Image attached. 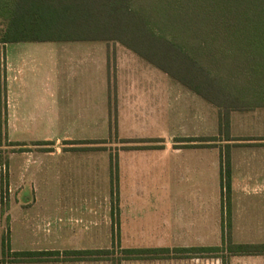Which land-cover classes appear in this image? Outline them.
Wrapping results in <instances>:
<instances>
[{
    "label": "rangeland",
    "instance_id": "rangeland-1",
    "mask_svg": "<svg viewBox=\"0 0 264 264\" xmlns=\"http://www.w3.org/2000/svg\"><path fill=\"white\" fill-rule=\"evenodd\" d=\"M115 42L117 41L106 42L109 124L104 132L99 130V126H95L93 139L90 140H65L56 143L45 141L46 143L36 144L37 146L34 144L42 141H28L24 142L25 145H20L17 143L21 142H13L7 137L4 115L1 116L0 190L2 186L5 187L8 151H20V148L29 150L34 147L52 150L57 146L64 150L89 149L94 153L86 152L83 156L63 158L43 156L40 162L36 159L34 164L27 166L25 177L31 182L26 183L21 192L23 201L29 202L25 211L31 222H47L45 228L49 231L39 228L25 232L24 235H17L16 232L9 236L8 216L5 215L7 196L6 190L2 189L0 264H110L103 259L30 261L13 256L11 252L16 250L99 249L113 246L118 254L119 248L123 247L219 245L221 236L228 234L234 242L247 239L231 234V202L228 216L222 208L221 194L218 196L220 177L219 187L217 181L220 167L222 164L224 166V158H221V155L228 143L225 138L231 135L229 127L228 130L219 127V118L223 122V117L227 114L229 118L231 111L223 108L219 110L209 102L204 103L202 97L197 96L194 97L192 109L196 104L197 108L193 114L196 119L200 117L199 121L194 120L193 116L192 120L187 116L174 118L175 106L180 109L185 107L181 96L185 91L180 94L181 91L175 89L172 94L166 93V97L169 96L167 101H162L158 94L157 115L150 116L144 123L139 119L136 124L129 121L130 123L123 126L125 136L138 137L141 133L144 136L142 138H145L162 130L171 136L179 137L192 135L195 131L200 137L204 135V140H215H205L206 150L202 148L199 153L191 155H170L150 150L122 151L121 157L117 156L119 149L136 145L138 148H165L166 140L160 136L136 143L135 141L142 138L125 140L119 134L115 98L118 73L157 67L129 49L135 55L130 53L120 42L118 43L121 45L115 47ZM65 46L68 48H64ZM6 49L7 53L0 51V89L3 92L6 86L4 59L7 55L8 58L14 59V62H18L17 65H22L19 71L14 72L17 76L8 80L6 78V81L8 86L14 87V91L19 90V93L25 95L21 99V105L26 108L27 113H35L41 119L46 116L48 111L42 107V102H38L39 108L34 98H42L40 92L54 85L74 88V93L63 99L66 107L72 106L74 112L81 108L85 112V104L92 103L93 99L94 111L98 113L103 85L102 73L97 66V58L91 51L82 53L76 50L73 43L66 42L9 43ZM156 70L159 72V78L185 86L170 75L165 76L162 70ZM21 90L24 92H20ZM80 102H83L84 106H81ZM87 105L90 107V104ZM246 110L248 109L232 115L233 130L235 132L238 127V134L243 131V125V133L252 129L253 122L242 123L243 118L240 119L241 113L245 114ZM17 127L26 130L25 137L37 136L38 132L34 130L41 133L44 128L42 124L38 126L37 123L20 124ZM65 127L67 126H62L61 129ZM88 132H91V125L88 126ZM179 140L182 139L170 142V146H191L190 142L178 145L182 144ZM229 148L230 146L228 150ZM108 152L110 155L106 154ZM218 159L219 167L216 163L215 169L213 161ZM57 228H61V231H55ZM2 239L7 240L6 248L1 244ZM191 256L194 257L128 259L122 260L121 264H220L219 258Z\"/></svg>",
    "mask_w": 264,
    "mask_h": 264
},
{
    "label": "trees",
    "instance_id": "trees-1",
    "mask_svg": "<svg viewBox=\"0 0 264 264\" xmlns=\"http://www.w3.org/2000/svg\"><path fill=\"white\" fill-rule=\"evenodd\" d=\"M99 40L120 42L219 110L264 106V0H0L2 44ZM220 126L228 130L227 114L223 122L219 118ZM228 147L219 177L222 208L229 216ZM1 244L8 246L4 239ZM11 253L30 261L110 264L201 255L228 264L230 255L264 254V243H235L228 234L219 245L123 247L118 254L113 246Z\"/></svg>",
    "mask_w": 264,
    "mask_h": 264
},
{
    "label": "crops",
    "instance_id": "crops-1",
    "mask_svg": "<svg viewBox=\"0 0 264 264\" xmlns=\"http://www.w3.org/2000/svg\"><path fill=\"white\" fill-rule=\"evenodd\" d=\"M66 43H73L76 50L88 52L91 51V54L97 58V66L100 73H102V83L101 85V96L98 113H95L92 103H86V109L82 111L81 108L74 112L73 107L63 103L64 98H68L74 93V88L63 87L62 85H54L52 87L44 88L40 94L43 95L42 98L36 96L35 101L40 108V102H42V107L47 110V114L42 119L39 115L35 113H27L26 108L21 105L22 97H25L23 93L14 91V87H10L7 84V80L11 77L17 76L14 75L15 70L19 71L22 65L18 62H14V59L5 57V83L6 86L1 92L0 89V118L4 115V122L6 126V133L9 140L13 142H28V141H53L60 142L65 140H90L93 139L95 126H99V130L104 132L107 125L109 124V109H108V99H109V86H108V74H107V61L106 56L108 50L106 47V42L109 41H61ZM18 43V42H15ZM2 44V43H0ZM9 43L2 44L0 46V51L7 53L6 45ZM113 45H121L118 42H115ZM123 46V45H122ZM125 47V46H123ZM64 48H68L65 46ZM126 48V47H125ZM130 53L135 55L129 49ZM157 69V68H156ZM155 68H148V70H133L127 71L123 74L118 73L117 75V87H115V98H116V110H117V127L118 132L121 137L126 139H137L144 136L139 133L140 136L136 137H127L123 126L129 121H133L135 124L137 120H141L142 123L148 121V118L152 115H157L158 108V94H160V99L167 101L166 93L174 92L175 89H179L180 94L182 91H185L181 96L184 102V108L180 109L178 106H175L174 109V118L180 117H190L192 116L194 120L199 121L200 117L195 118L194 110L192 105L194 104V97L197 98L198 94L191 91L186 86L174 84L169 82L165 78H159L157 73L158 70ZM160 71V70H159ZM163 72V71H161ZM166 76L167 74L163 72ZM168 76V75H167ZM169 77V76H168ZM148 82V83H145ZM81 89V88H79ZM173 90V91H172ZM20 92H24L21 90ZM163 93L165 96H163ZM65 94V95H64ZM204 103L207 102L202 98ZM46 100H48V105H46ZM90 100V101H91ZM39 102V104H38ZM90 104V107H87ZM81 106H84L83 102H80ZM74 106V105H73ZM77 105L75 106V108ZM63 110L65 112H63ZM243 110H232L229 117V128L231 135L229 137V159H230V202H231V228L232 235L237 237H243V241L237 240L235 243H264V106L254 107L252 109L246 110L245 114L241 113L242 123L253 122L251 131L243 133V131L238 134V127L233 130L232 124V115L234 113L241 112ZM245 112V111H244ZM37 115V116H35ZM238 115V114H237ZM244 116V117H243ZM245 116L247 119H245ZM204 117V115H203ZM237 117V116H236ZM238 118L235 119V124L237 123ZM31 124L37 123L43 125L41 133L39 130H34L38 132L37 136L25 137V129H20L17 126L20 124ZM130 123V122H129ZM260 123V125H258ZM91 125V132H88V126ZM237 125V124H236ZM45 126H48L46 128ZM58 126H67L65 128H58ZM46 128V129H45ZM198 133H199V129ZM193 131V130H192ZM193 132L192 135L186 136H171L166 132L160 130L157 133H154L148 137L139 139L135 141L136 143H141L144 140L152 137H165L166 143L165 148L162 147H151L146 146L145 148H138L132 146V148H123L119 149L117 156L121 157L122 151H162L166 154H197L200 152V149L206 150L204 135L200 137ZM188 138V139H187ZM203 138V139H201ZM178 139L182 144L186 145V142H190L191 146L188 147H177L172 148L170 142H174ZM201 139V140H200ZM144 141V142H145ZM126 143V141H124ZM133 142V143H135ZM184 142V143H183ZM34 146H37L34 144ZM86 152H92L93 150L86 149H61L55 146L52 150H40L36 147L30 148L29 150H20V151H8L6 153V182L5 187L2 186L0 190V202H1V191L5 189L7 196V203L5 209V215L8 216V233L9 236H12L13 233L17 235H24L25 232L42 229L47 231L46 225L48 223H39L34 220L31 222V218L28 216L25 211V206L29 202H24L21 195L23 186L26 183H30L31 180H26V168L28 165L34 164V161H41L43 156H58L63 157H76L83 156ZM106 154H109L106 153ZM105 154V155H106ZM110 155V154H109ZM118 158V157H117ZM218 158V157H217ZM216 169V163L219 167L218 161H213ZM217 167V170H218ZM218 173V171H217ZM218 175V174H217ZM29 181V182H28ZM218 187H219V176H218ZM220 187L218 191V196H220ZM1 206V205H0ZM16 212V214H15ZM49 231V230H48ZM55 231H61V228H57ZM252 238V239H248ZM255 238V239H253ZM234 242V241H233ZM40 250V249H38ZM18 251V250H16ZM228 264H264V254H234L230 255L228 258Z\"/></svg>",
    "mask_w": 264,
    "mask_h": 264
}]
</instances>
